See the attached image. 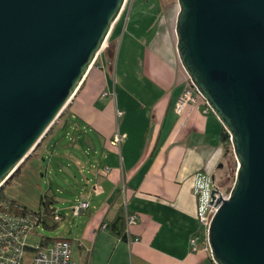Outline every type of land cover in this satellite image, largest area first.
<instances>
[{"label": "water", "instance_id": "water-1", "mask_svg": "<svg viewBox=\"0 0 264 264\" xmlns=\"http://www.w3.org/2000/svg\"><path fill=\"white\" fill-rule=\"evenodd\" d=\"M126 2L0 0V188L65 113ZM177 2L179 59L237 159L226 198L212 174L210 254L264 264V0Z\"/></svg>", "mask_w": 264, "mask_h": 264}, {"label": "crops", "instance_id": "crops-1", "mask_svg": "<svg viewBox=\"0 0 264 264\" xmlns=\"http://www.w3.org/2000/svg\"><path fill=\"white\" fill-rule=\"evenodd\" d=\"M128 4L51 129L59 127L55 133L64 137L53 147L56 166L68 174L69 184L72 177L76 182V171L85 183L74 205L89 202L69 237L73 259L80 264H216L201 241L193 248L191 238L202 227L194 179L198 173L215 174L224 155L223 124L201 96L176 113L189 77L163 17H147L145 26L141 17L129 19L116 51ZM118 132L123 138L114 142ZM125 211L136 220L124 222L122 236L108 225Z\"/></svg>", "mask_w": 264, "mask_h": 264}, {"label": "rangeland", "instance_id": "rangeland-1", "mask_svg": "<svg viewBox=\"0 0 264 264\" xmlns=\"http://www.w3.org/2000/svg\"><path fill=\"white\" fill-rule=\"evenodd\" d=\"M126 4H128L127 10L124 11L122 22L117 29L119 38H117L116 51L120 47L123 33L128 31L130 27L128 20H134L136 17L139 19L141 17L142 21L147 17L149 20L156 18L157 21L161 16L160 20L162 17L164 18L163 21L171 27V32L176 37L175 24L179 8L177 0H127ZM159 22L157 23L160 24ZM145 24H147V20L144 21L143 25L145 26ZM160 26L163 27V25ZM108 42L110 45L111 41ZM56 130L58 131L59 127H55L49 133L42 145L29 155L18 171L0 188V203L13 201L46 216L45 206L41 204V197L49 195L54 199L51 207L55 209L59 218L55 219L53 215H50L46 224L39 222L33 232L26 236L29 246H35L48 238L69 239L78 224H81L80 219H84L83 215H75L73 212V208L76 206L74 202L78 196H82L83 192V182H80L82 174L76 171L77 183L72 177V183L69 184L66 180L68 174L60 171V168L56 166V161L52 155L53 147L58 139H64L63 136L61 137L62 133L57 136ZM221 162L223 167L217 168L215 172L216 182L225 192H229L234 183L237 169V159L231 144L228 148L224 146ZM91 187L93 188V185H90ZM32 256L33 251L27 252L23 264H29Z\"/></svg>", "mask_w": 264, "mask_h": 264}, {"label": "built area", "instance_id": "built-area-1", "mask_svg": "<svg viewBox=\"0 0 264 264\" xmlns=\"http://www.w3.org/2000/svg\"><path fill=\"white\" fill-rule=\"evenodd\" d=\"M199 96L200 94L188 78L176 100V113L180 115L188 104L197 103ZM122 138L123 135L118 132L115 135L114 142H120ZM212 188L211 174L198 173L195 176L194 189L198 203L196 216L202 227L191 238L194 249L198 248L201 241L202 248L210 251L208 228L218 207L209 202V200H212ZM220 192L224 198L229 193L222 188H220ZM218 197H220V193L216 194V198ZM88 207V201H81L73 208V212L75 215H79ZM42 216L41 212L26 211L23 207L13 204L11 201L0 203V264H23L27 252L30 251H33V256L29 264H80L73 259V245L69 239L54 238L49 241L45 239L35 246L28 245L26 236L28 233L33 232ZM53 216L55 219L59 218L56 213ZM135 220L136 215L126 211V223L129 225L134 223Z\"/></svg>", "mask_w": 264, "mask_h": 264}, {"label": "trees", "instance_id": "trees-1", "mask_svg": "<svg viewBox=\"0 0 264 264\" xmlns=\"http://www.w3.org/2000/svg\"><path fill=\"white\" fill-rule=\"evenodd\" d=\"M67 111V110H66ZM63 115V114H62ZM51 131V130H50ZM49 131V132H50ZM221 142H222V145L223 147L225 146L226 148H228V146L231 144V141H230V135L229 133L227 132V130L225 128L222 129L221 131ZM37 149V148H36ZM35 149V150H36ZM18 171V170H17ZM15 174V173H14ZM13 174V175H14ZM13 204H16L15 202L11 201ZM54 203V199L49 196V195H45L43 197H41V204H43L45 206V213L47 214L46 215H43L41 218H40V222H43V223H47V218L50 216V215H53L55 212V209L53 207H51V205ZM18 205V204H17ZM20 207H23L26 211H31L29 209H27L26 207L24 206H21V205H18ZM32 212H36V211H32ZM124 222H126V211L119 214L117 216L116 219H114L108 226L110 228H112L113 230H116L117 233H119L120 235L123 236L122 232H123V226H124ZM51 239H54V238H48L46 239V241H49Z\"/></svg>", "mask_w": 264, "mask_h": 264}]
</instances>
